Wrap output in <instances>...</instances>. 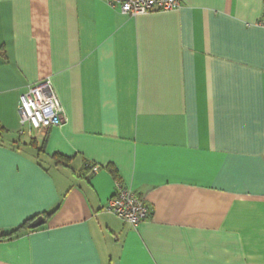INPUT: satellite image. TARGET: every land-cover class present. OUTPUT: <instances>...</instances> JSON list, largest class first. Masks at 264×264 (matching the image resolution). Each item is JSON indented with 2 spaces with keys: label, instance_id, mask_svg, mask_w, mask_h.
Segmentation results:
<instances>
[{
  "label": "crops",
  "instance_id": "0c3cea01",
  "mask_svg": "<svg viewBox=\"0 0 264 264\" xmlns=\"http://www.w3.org/2000/svg\"><path fill=\"white\" fill-rule=\"evenodd\" d=\"M178 1L0 0V264H264V0ZM40 80L63 119L37 132Z\"/></svg>",
  "mask_w": 264,
  "mask_h": 264
},
{
  "label": "built area",
  "instance_id": "2783aa9c",
  "mask_svg": "<svg viewBox=\"0 0 264 264\" xmlns=\"http://www.w3.org/2000/svg\"><path fill=\"white\" fill-rule=\"evenodd\" d=\"M117 6L124 14L131 16L155 11H170L179 7L178 0H103ZM17 113L21 126L41 131L62 122V107L49 80L30 84L19 95ZM97 170V166L92 168ZM115 192L108 198L104 210L123 222L135 226L149 216V207L144 199L129 187L116 182ZM2 230L0 228V236Z\"/></svg>",
  "mask_w": 264,
  "mask_h": 264
},
{
  "label": "water",
  "instance_id": "95a60500",
  "mask_svg": "<svg viewBox=\"0 0 264 264\" xmlns=\"http://www.w3.org/2000/svg\"><path fill=\"white\" fill-rule=\"evenodd\" d=\"M44 219L42 216H38L37 218H35L30 224H29V228L33 229L38 227L39 225H41L43 223Z\"/></svg>",
  "mask_w": 264,
  "mask_h": 264
},
{
  "label": "trees",
  "instance_id": "16d2710c",
  "mask_svg": "<svg viewBox=\"0 0 264 264\" xmlns=\"http://www.w3.org/2000/svg\"><path fill=\"white\" fill-rule=\"evenodd\" d=\"M116 181H117V179H116ZM50 213H52V212H48L46 215H49ZM32 221H33V220H31V222H32ZM31 222H28V224L31 223ZM25 225H27V223H26ZM9 235H10V234H9ZM9 235H8V234H6V235L2 234V235L0 236V238H5V237H8Z\"/></svg>",
  "mask_w": 264,
  "mask_h": 264
}]
</instances>
